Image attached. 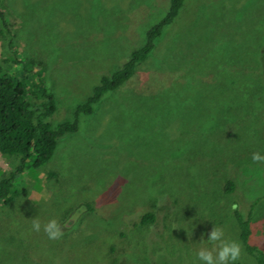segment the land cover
<instances>
[{
	"label": "rangeland",
	"instance_id": "rangeland-1",
	"mask_svg": "<svg viewBox=\"0 0 264 264\" xmlns=\"http://www.w3.org/2000/svg\"><path fill=\"white\" fill-rule=\"evenodd\" d=\"M2 8L15 26L13 49L0 36V65L17 73L16 55L43 64L36 76L54 99L55 127L145 44L170 0ZM78 125L49 162L28 160L19 194L0 204V264H200V247H219L201 243L214 225L241 245L236 264H257L234 212L250 218V243L264 252V163L251 160L264 155V0H184L148 59ZM20 159L0 153V180ZM146 213L156 222L138 225ZM35 217L57 219L63 235L32 231Z\"/></svg>",
	"mask_w": 264,
	"mask_h": 264
},
{
	"label": "trees",
	"instance_id": "trees-1",
	"mask_svg": "<svg viewBox=\"0 0 264 264\" xmlns=\"http://www.w3.org/2000/svg\"><path fill=\"white\" fill-rule=\"evenodd\" d=\"M183 3L184 0H170L167 14L148 30L145 44L132 52L121 68L100 79L87 99L76 107L74 120L60 123L55 127L50 122L56 110L54 99L44 87L43 79L40 77L39 80L36 76L41 75L43 64L34 59L20 60L16 55L12 61V68L16 69L17 73L3 70L0 65V153L4 156L21 157L19 166L0 180V204H7L13 195L19 194L13 191L15 179L24 171L28 160L34 168L49 162L58 141L65 135L78 131L80 116L92 114L95 105L107 93L115 91L134 75L137 65L148 59L155 47V40L161 36L164 28L172 23ZM2 6L3 0H0V36L13 49L15 22L12 15ZM29 83L40 85V88L29 90L27 87ZM234 189V182L227 181L225 192L232 193ZM234 215L246 252L257 264H264V252L250 243L252 238L250 218H244L237 210ZM155 222L154 213L144 214L141 220L142 224Z\"/></svg>",
	"mask_w": 264,
	"mask_h": 264
},
{
	"label": "clouds",
	"instance_id": "clouds-1",
	"mask_svg": "<svg viewBox=\"0 0 264 264\" xmlns=\"http://www.w3.org/2000/svg\"><path fill=\"white\" fill-rule=\"evenodd\" d=\"M251 160L254 163H264V155L260 152H253ZM31 221V230L34 232L43 230L49 240L59 239L63 235L61 225L55 218L49 219L43 225L37 217L31 219ZM223 235V230L214 225L213 230L208 233V238L206 240L203 237L201 238V243L206 245L219 242V247H200L196 252V258L200 264H236L241 255V245L236 240L222 239Z\"/></svg>",
	"mask_w": 264,
	"mask_h": 264
},
{
	"label": "flooded vegetation",
	"instance_id": "flooded-vegetation-1",
	"mask_svg": "<svg viewBox=\"0 0 264 264\" xmlns=\"http://www.w3.org/2000/svg\"><path fill=\"white\" fill-rule=\"evenodd\" d=\"M143 216H144V215H143ZM143 216H142V217H143ZM141 220H142V218L139 220V224H138V225H140V226H142V225H147V224H142V223H141ZM68 226H69V224H68Z\"/></svg>",
	"mask_w": 264,
	"mask_h": 264
}]
</instances>
